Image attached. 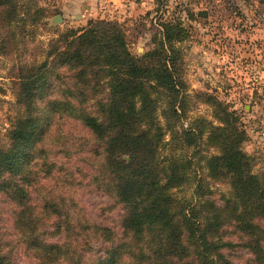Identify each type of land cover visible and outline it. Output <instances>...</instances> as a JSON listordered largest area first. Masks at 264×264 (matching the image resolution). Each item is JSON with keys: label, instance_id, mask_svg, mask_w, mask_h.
<instances>
[{"label": "trees", "instance_id": "1", "mask_svg": "<svg viewBox=\"0 0 264 264\" xmlns=\"http://www.w3.org/2000/svg\"><path fill=\"white\" fill-rule=\"evenodd\" d=\"M31 8L25 0H0V43L13 41V28L26 34ZM163 27L158 48L136 57L117 22L90 20L87 27L51 39L44 61L21 70L18 102L23 112L0 142V190L20 205L16 228L41 255L38 264H85L89 258V264H234L223 252L233 245L225 239L227 227L246 237L244 248L256 264H264V173L252 171L251 157L242 148L246 132L238 128L235 112L221 110L219 125L197 119L178 131L186 84L177 73L173 42L181 40L185 29L171 21ZM100 83L106 90L97 101L98 113L87 112L86 96ZM63 119H76L95 138V148H81L83 161L93 168L88 186H82L124 207L119 223L124 240L110 244L111 228L95 222L77 200L74 210L67 208L61 196L58 204L48 201L42 212L64 217L50 234L64 239L51 242L37 234L39 217L28 205L22 180L38 162L53 172L56 164L46 144H59L64 137H53ZM204 140L214 148L206 157L201 156ZM203 168L215 181L227 179L230 193L223 196V205L199 179ZM185 185L194 187L193 200L175 197L173 190ZM0 264H9L1 248Z\"/></svg>", "mask_w": 264, "mask_h": 264}, {"label": "rangeland", "instance_id": "2", "mask_svg": "<svg viewBox=\"0 0 264 264\" xmlns=\"http://www.w3.org/2000/svg\"><path fill=\"white\" fill-rule=\"evenodd\" d=\"M25 2L32 5L30 14L25 17L26 34L13 28V41L9 45L0 43V142L6 141L13 122L23 112L18 102L21 70L44 61V52L51 39L72 29L87 27L90 20H110L123 29L129 51L141 57L158 48L163 26L171 21L180 23L185 29L181 40L173 42V48L179 54L177 73L182 75L186 84L185 116L178 123V131L192 127L197 119L207 126L219 125L221 110L235 112L238 128L246 132L243 151L251 157L253 173L263 175L264 0L78 1L82 4H73L72 0ZM57 16L60 21H56ZM105 90L106 86L100 83L92 94H87L88 100L83 104L87 112L98 113L97 101L105 97ZM41 103L44 106L46 102L43 100ZM176 106L184 114L182 106V110L178 104ZM157 112L162 115V109ZM160 121L164 122L162 117ZM56 133L64 135L59 144L48 141L46 144L47 155L56 164L53 172L48 173V167L41 166V162L37 161L28 179L22 180L29 192L28 205L35 208L39 217L37 234L51 242L64 239V236L55 238V235H50L53 234V226L59 220H65L64 217H47L42 212L48 201L52 205L58 204L61 196L67 200V208L74 210L78 201L95 222H104L111 228L110 244L124 240L119 224L125 213L124 207L106 197L102 191L86 190L82 186H88L93 174L91 165L83 161L81 150L95 148V138L90 130L76 119H63L57 124L53 137ZM201 150V156L206 157L213 153L214 148L204 140ZM72 157L73 160H70ZM202 177L206 186L211 188L212 199L223 205V196L230 193L227 179L215 181L204 168L199 179ZM193 190L194 187L185 185L173 191L177 200H193V193L196 194ZM193 203L190 201V204ZM19 210L20 205L0 190L1 253L7 257L9 264H38L41 255L31 249L21 230L16 228L20 226L16 225ZM227 230L225 239L233 245L223 250L225 255L234 264H256L254 256L243 246L247 238H241L243 235L232 227H227ZM90 262L91 258L85 264ZM51 264L65 262L57 260Z\"/></svg>", "mask_w": 264, "mask_h": 264}, {"label": "crops", "instance_id": "3", "mask_svg": "<svg viewBox=\"0 0 264 264\" xmlns=\"http://www.w3.org/2000/svg\"><path fill=\"white\" fill-rule=\"evenodd\" d=\"M78 1H84V0H72V3L73 4H75V3L82 4V2H78Z\"/></svg>", "mask_w": 264, "mask_h": 264}, {"label": "water", "instance_id": "4", "mask_svg": "<svg viewBox=\"0 0 264 264\" xmlns=\"http://www.w3.org/2000/svg\"><path fill=\"white\" fill-rule=\"evenodd\" d=\"M56 21H60V18H59V16H57V17H56Z\"/></svg>", "mask_w": 264, "mask_h": 264}]
</instances>
